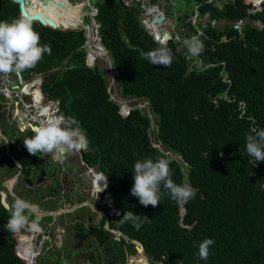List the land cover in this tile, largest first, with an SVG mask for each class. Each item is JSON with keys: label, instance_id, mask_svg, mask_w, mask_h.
<instances>
[{"label": "trees", "instance_id": "obj_1", "mask_svg": "<svg viewBox=\"0 0 264 264\" xmlns=\"http://www.w3.org/2000/svg\"><path fill=\"white\" fill-rule=\"evenodd\" d=\"M66 5L60 9L64 16L52 10L43 13L57 22L77 25L81 7ZM118 9L126 11L117 0H106L96 19L101 23L100 32L111 42L122 95L146 99L150 113L136 107L126 116L120 114L119 105L110 98L105 75L85 64L81 30L51 29L32 22L41 45L51 46V54L45 53L35 67L23 69L22 79L30 81L42 74L44 94L58 98L66 118L77 121L109 179L114 217L132 211L142 219L144 215L149 218L138 230L129 221L121 223L152 257L165 255L169 264H196L197 260L199 264H264V162H255L247 154L245 140L252 127L264 129V28L246 25L245 39H238L232 36L235 30L231 27L208 26L204 30L208 37L200 36L203 63L224 61L225 72L221 74L222 67L217 65L204 71L193 68L187 74L188 61L173 40L166 45L173 56L171 67L152 65L143 58L161 44L141 26L135 11L126 20V44L112 12ZM232 10L230 5L226 13L215 10L210 16L247 15L243 8L238 14ZM19 16L17 3L0 0V21ZM250 18L264 24V10ZM184 26L197 32L190 22ZM225 32L229 39L223 41ZM151 116L157 120V140L186 164L184 171L181 162L169 160L173 181L188 183L196 190L195 198L181 202L186 208L185 226L179 221L180 202L172 200L163 186L156 207H145L130 195L137 160L168 159L150 139ZM10 236L0 222V264H22ZM205 239L214 243L207 260H200L198 246Z\"/></svg>", "mask_w": 264, "mask_h": 264}, {"label": "flooded vegetation", "instance_id": "obj_2", "mask_svg": "<svg viewBox=\"0 0 264 264\" xmlns=\"http://www.w3.org/2000/svg\"><path fill=\"white\" fill-rule=\"evenodd\" d=\"M76 1L71 0L73 4ZM229 2L232 13L238 14L243 8L247 15L224 21L211 18V11L226 13ZM38 4L34 7L41 8ZM185 7L186 12H192L187 20L204 9L206 25L231 27L234 38L245 39L246 25L264 28L261 20L250 18L264 10V0H186ZM127 8L138 16L136 0H130ZM46 9L49 13L57 10L51 5ZM165 10L171 13L169 7ZM222 37L229 39L226 32ZM40 78L41 85L32 83L26 96L22 85L15 87L19 83L17 70L0 74V222L6 227L9 213L5 205L11 206L17 197L34 205L29 223L19 232L12 233L6 227L16 255L21 253L17 257L22 264H169L167 256L154 258L147 253L144 245L127 233L123 217H114L109 179L83 133L78 149L28 153L23 139L33 134L32 127L68 119L58 98L49 99L41 90L40 99L43 75Z\"/></svg>", "mask_w": 264, "mask_h": 264}, {"label": "clouds", "instance_id": "obj_3", "mask_svg": "<svg viewBox=\"0 0 264 264\" xmlns=\"http://www.w3.org/2000/svg\"><path fill=\"white\" fill-rule=\"evenodd\" d=\"M136 1L137 4H139V0ZM67 2L71 5H82L79 22L75 25L76 27L73 30H81L83 32L81 25H85L92 31V34L89 37L83 34L84 42L82 48H84L86 52L85 64L95 70H99V68H95L96 63L99 62L103 68L102 73L105 75L106 79L111 77L112 83L115 81L119 87L116 77V69L112 60L113 54L110 50L111 42L107 40L104 33L102 34L100 32L101 23L96 19L99 15L101 5L105 4L106 0H95L94 4L91 3L90 0H77L74 4L69 0H67ZM117 2L121 5L122 9L126 11L118 9L114 11L112 10V12L115 17L117 31L119 32L120 37L124 39L125 43L128 44L126 20H128V13L131 11L127 8L130 0H117ZM141 2L146 5V8H141L139 4L140 12L136 18L139 20L141 26L145 29L146 27H150L153 33L164 34L169 31V35L165 40L154 39L159 42L161 46L144 53V59L148 60L152 65L171 67L173 56L171 50L166 45L170 40H173L176 42L177 51L181 52L188 61L187 74L193 72V68H196L197 71H204L209 67H216L217 65H221L222 67L220 70L221 74L225 72L224 61L218 63L210 62L208 64L203 63L201 51L203 50L204 42L200 39V36L203 35L208 37L204 30L210 26V24L206 25L208 21L205 19V12H200L198 16L194 13L192 14V17L187 20V16H183L190 15L192 12H186L185 8L180 6V4L184 6L186 0L184 3H182L181 0H142ZM162 2L164 3L163 5ZM166 7L170 8L171 13H167L165 10ZM151 8H155V11H151ZM140 14L144 16L142 19L139 18ZM160 15L164 16V20L160 24L154 23L152 19L154 17H159ZM199 16L204 18L205 23L201 25L202 28L195 24L196 20L200 18ZM178 19H180L181 22ZM212 19L224 21V19L227 18ZM82 20L84 21V24H82ZM188 22L196 28L197 32L190 30L189 33H194L191 35L184 32V25H188ZM178 23H180V25H178ZM92 26L93 29L91 28ZM211 27L218 28L215 26ZM148 32L153 36L150 31ZM184 34H189L190 38L185 37ZM92 39L95 41L96 45L94 48H91L89 45L90 42L93 43ZM222 40L225 41L224 37H222ZM178 45L181 46L180 49L178 48ZM95 49L103 50L104 59L95 54ZM45 53H48L49 55L51 54V46L48 44L41 45L39 33L33 29L32 22L27 17L21 15L10 22L0 21V74H8L14 70L33 68L42 59ZM89 57H93L92 63L88 62ZM107 63L108 66L106 67ZM40 76H42V74L37 75L30 81L24 82L28 83V86H30L33 81L38 77L40 78ZM226 77L227 74H225V78ZM41 81L40 78V81L38 82L39 85H41ZM108 91H110L109 87ZM23 94L25 93L23 92ZM120 95L123 97L122 99H117L115 96L112 98L111 93L110 98L119 105V112L123 116L128 115L132 109L139 107L134 106L132 108L130 105H127V103L130 102V99H137L148 104L147 100L143 98L128 97L122 95V93ZM224 97H226V95H224ZM152 117L155 118L154 127H156L157 124L156 117L151 116V129H153ZM31 131L33 134L30 137L23 139L24 146L31 155H37L38 153H63L66 150H74L82 147L83 136L81 129L78 126L77 121L72 118L66 120L54 119L47 123L42 122L38 126L32 127ZM154 134V138H157V133L154 132ZM151 137L152 136H150V139ZM245 140L247 154L254 158L255 162H264V129L252 127L249 134L246 135ZM159 144L163 150L159 149L166 153L168 159L157 157L156 159L145 158L137 160L134 164V183L131 187L130 195L137 197L139 203L145 207L149 205L156 207L160 204L163 195L161 192V186H163V189L166 190L172 200L180 202L181 210L182 207H185L181 202L187 203L189 200L195 198L196 190L188 183L176 184L173 181L169 160L176 159L181 162L184 171L186 164L180 155L165 148L160 141H158V145H153L159 147ZM221 155H223V153H221ZM5 208L9 213L6 227L12 233H17L29 223V214L34 208V205L30 204L23 198L17 197L11 206L5 205ZM119 214L120 213L117 212V215ZM122 219L131 222L133 227L137 230L144 222L149 221V218L146 215H144L142 219L140 215L134 214L132 211H126L123 214ZM180 225L185 226L184 223H180ZM32 227L34 229L37 228V224L33 222ZM213 243L214 241L212 239H205L200 242L198 246V256L200 260H207L209 256V247ZM196 264H199V260L196 261Z\"/></svg>", "mask_w": 264, "mask_h": 264}, {"label": "water", "instance_id": "obj_4", "mask_svg": "<svg viewBox=\"0 0 264 264\" xmlns=\"http://www.w3.org/2000/svg\"><path fill=\"white\" fill-rule=\"evenodd\" d=\"M12 2H15L18 4V7H19V12H20V15H23L25 17H27L29 20H31V22H38L40 23L41 25L43 26H47L51 29H58V30H73L75 29V25L72 24V23H67L65 24L63 21L61 22H57L54 18L46 15L45 13H43V11H40V12H31L29 10V7L30 5H34L36 2L37 3H40L38 4L39 6H41L42 9L46 8L47 6H50L53 2L55 3V5L57 6V8L61 9V10H64L66 7H67V2H64L62 0H10ZM142 0H139V4H140V7L141 8H146V5L143 4L141 2ZM151 11H155V8H151ZM59 15V13H58ZM61 16H64V15H61ZM144 16L142 14L139 15V18H143ZM36 19V20H35ZM164 20V16L163 15H160L159 17H154L152 19V21L154 23H158L160 24L162 21ZM82 24H84V21L82 20ZM93 29V26L91 27ZM81 29L83 30V34L87 37L91 36L92 34V31L89 27L85 26V25H81ZM146 29L148 31H150L152 34H153V37L154 39L158 40H165L166 37H168L169 35V31L165 32L164 34H161V33H153L150 29V27H146ZM95 68H99V71L100 72H103V68L101 67V65L99 64V62L96 63L95 65ZM17 75H18V78H19V83L15 86V87H19L22 85V91L26 94L27 93V90H28V83H23L22 84V78H21V73H20V70H17ZM40 81V78L38 77L37 79H35L33 81V83H38ZM39 96H40V99H42V92H41V89H39ZM62 117H64V114L62 113L61 114ZM152 127H153V124H152ZM151 136L155 137V134L154 132H151ZM152 139V137H151ZM84 145L86 146L87 145V141L84 139ZM159 148L161 150H163V148L161 147V145L159 144ZM186 212V208L185 207H182L181 210H180V223L183 224V215L184 213ZM136 241L138 244L139 241L137 240H134ZM17 255H21V253L19 251H17Z\"/></svg>", "mask_w": 264, "mask_h": 264}, {"label": "rangeland", "instance_id": "obj_5", "mask_svg": "<svg viewBox=\"0 0 264 264\" xmlns=\"http://www.w3.org/2000/svg\"><path fill=\"white\" fill-rule=\"evenodd\" d=\"M69 1H71V0H69ZM182 1V3H184V1L185 0H181ZM90 2L91 3H95V0H90ZM184 8H186L185 7V5H184ZM86 9V8H85ZM86 17V16H85ZM84 17V18H85ZM200 17V16H199ZM174 19H176V18H174ZM175 22H176V20H175ZM205 22H204V18L203 17H200L199 19H197L196 20V22H195V24L198 26V27H200V28H202L201 27V25H203ZM178 25H180V23H178ZM182 27V26H181ZM184 32H187V33H189L190 32V30H187L185 27H184ZM190 35L191 34H194V33H189ZM189 34H184V36L185 37H187V38H190V35ZM92 41H93V43H89V45H90V47L91 48H94L95 47V41L92 39ZM178 48L180 49L181 48V46L180 45H178ZM95 51V54L96 55H98V56H100V57H103V59H104V55H101L100 54V52L98 51V50H94ZM108 66V63L106 64V67ZM107 82H108V87H109V89H110V91H111V93H112V98H114V96H115V98H117V99H122L123 97L120 95L121 93H120V89H119V87H118V85H117V83L114 81V83H112V79H111V77H108V79H107ZM134 104V105H133ZM127 105H130V107H134V106H139V107H141L142 109H143V111H146V112H151V109H150V106L146 103V102H144V101H139V100H137V99H130V102L129 103H127ZM152 121H153V129H151L150 130V134H151V132H157L156 131V127H154V125H155V118L154 117H152ZM151 136V135H150ZM152 141H153V144L154 145H158V140H157V138H154L153 136H152Z\"/></svg>", "mask_w": 264, "mask_h": 264}, {"label": "bare ground", "instance_id": "obj_6", "mask_svg": "<svg viewBox=\"0 0 264 264\" xmlns=\"http://www.w3.org/2000/svg\"><path fill=\"white\" fill-rule=\"evenodd\" d=\"M63 1H64V2H67V0H63ZM37 4H38V3H37ZM67 4L70 5V6H72V7H75V8L82 7V5H80V4H78V5H71V4L68 3V2H67ZM51 6L57 9V10H56V11H57V15H58V13H59V15H62V13H61L62 11H61L60 9L57 8V6L55 5L54 2L51 4ZM30 7H31V10L34 11V12H40V11H43V10H44V11H47L46 8H44V9H42V8H37V7H34V5H32V4L30 5ZM94 45H95V44H94ZM95 46H96V45H95ZM95 50H98V49H95ZM98 51L100 52L101 55H104L103 50H98ZM88 59H89V58H88ZM92 61H93V58H92Z\"/></svg>", "mask_w": 264, "mask_h": 264}, {"label": "crops", "instance_id": "obj_7", "mask_svg": "<svg viewBox=\"0 0 264 264\" xmlns=\"http://www.w3.org/2000/svg\"><path fill=\"white\" fill-rule=\"evenodd\" d=\"M164 3L162 2V5H163Z\"/></svg>", "mask_w": 264, "mask_h": 264}]
</instances>
